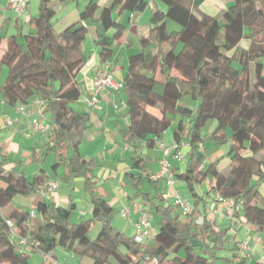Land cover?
I'll return each mask as SVG.
<instances>
[{
    "label": "trees",
    "instance_id": "1",
    "mask_svg": "<svg viewBox=\"0 0 264 264\" xmlns=\"http://www.w3.org/2000/svg\"><path fill=\"white\" fill-rule=\"evenodd\" d=\"M53 1L65 0H39L37 16L29 19L33 31L24 34L21 42L16 35L7 39L0 64L8 73L0 94L10 106H26L35 100L43 104L51 126L43 154H54L52 171L67 165V180L86 179L92 218L69 224V209L43 201L35 208L38 223L29 224L30 212L13 211L4 218L3 209L16 197L33 196L47 176L41 170L28 180L21 173L6 171L8 160L3 157L0 264H28V256L18 252L6 220L30 244V252H40L43 264H54L45 257L56 248L88 258L91 264H245L236 249L229 251L230 256L220 253L226 250L227 232L207 218L205 199L197 188L208 182L207 197L218 196L238 204L246 224L264 238V0H231L219 18L200 10L203 0H159L165 11L153 13L151 34L140 39L142 51L128 59L122 82L130 120L125 131L127 141L144 142L151 148L177 117L172 137L177 144L185 138L187 147L181 149L186 159L184 171L176 178L186 185L192 200L185 221L174 216L168 206H153L160 218L158 230L144 245L120 233L112 225L113 208L94 196V185L87 175L92 164L79 152L88 115L72 107L81 97L77 74L86 61L83 43L87 28L76 23L56 35ZM145 7L144 0H113L109 7L99 10L91 1L80 13V21H85L99 11L102 29L115 31L112 37L103 36L97 42L102 63L111 59L113 40L124 32V26L112 18L113 12L140 13ZM168 22L178 30L168 29ZM242 41L247 42L246 48L239 47ZM149 46L156 52L148 51ZM157 71L161 81L154 77ZM182 100L193 103L195 109L180 104ZM209 125H214L213 130L201 136ZM207 146H228L229 165L219 169L210 163L203 170ZM131 168L139 173H127V185L135 196L149 202V193L142 191L151 181L144 174L146 161L134 158ZM154 199L158 201L160 196ZM199 217L201 224L196 223ZM91 222L101 224L93 239L88 237Z\"/></svg>",
    "mask_w": 264,
    "mask_h": 264
},
{
    "label": "crops",
    "instance_id": "2",
    "mask_svg": "<svg viewBox=\"0 0 264 264\" xmlns=\"http://www.w3.org/2000/svg\"><path fill=\"white\" fill-rule=\"evenodd\" d=\"M26 1L25 13L17 16L8 7L7 0H0V59L5 53L6 42L10 36L16 35L19 42H21L24 34L33 31L29 26V19L37 16L39 0ZM91 1L97 4L99 10L109 7L113 2V0H65L51 3L55 10L53 30L56 35L61 34L66 28L76 23H81L87 28L86 39L83 43L86 61L77 74L81 97L72 105L74 110L88 115V127L84 132V140L79 147V152L85 161H90L92 164L87 175L94 185V196L106 200L113 208L114 214L117 213L122 220L119 227H116L112 217V225L120 233L133 238L135 233L134 224L138 219V212L134 207V203L137 202L142 205L150 216L151 240L158 230L160 220L154 214L153 206L158 204L168 206L171 208L173 215L177 216L179 220L185 221L186 219L185 214L173 206L171 197L172 193L176 191L192 205V200L185 194L186 185L176 178V175L184 171L186 159L183 156L182 160H177L173 158L174 155L168 158L175 179L172 188L166 186L162 180L150 181V183H145L142 189L143 192L149 193L150 201L147 202L135 196L133 188L126 183V174L133 171L131 168L132 159L145 160L146 169L144 174L149 176L155 174L162 159L160 144L170 147L174 143L172 132H170L169 138L167 137L168 141L165 142L162 136L158 143L151 148H148L144 142L131 144L127 141L125 133L130 120L127 109L128 102L123 88L116 91L104 90L98 97V102L93 106H90L87 100L92 92L93 80L99 72L110 73L116 82H123L127 75L129 57L142 51L140 39L151 34V16L155 11H165V6L159 0H144L146 2L145 9L140 13H133L132 17L127 12L118 13L115 10L112 18L124 26V32L118 39L113 40L111 59L102 63L99 58L100 48L97 42L103 36L112 37L115 31L114 29L108 31L102 29L98 22L99 11L92 19L80 21V13ZM226 3L229 6L231 0H226ZM169 26L170 24H167V28ZM170 28L171 30H178L173 26ZM147 50L156 52L151 46ZM107 62L110 64L109 67H107ZM7 73V68L0 64V87L4 84ZM156 80L161 81L159 78H156ZM16 106L8 105L0 94V159L6 157L8 160L4 169L21 173L28 180H31L34 175L43 170L47 176L46 183L56 181L59 187L50 194L44 195L35 192L30 197H16L13 203L1 211V215L4 218H9L13 211L18 213L31 212L39 202L43 201L53 203L66 210L69 209L73 224L83 221L84 218H89L87 221H90L92 218V204L90 193L86 188V179L76 177L67 180L65 178L68 172L67 165L52 171L51 165L55 160L54 154L49 153L46 156L43 154L50 132L42 134L33 132L30 129V121L33 118L49 123L48 115L43 112V104L33 101L24 106L25 110L30 113L28 117L18 114L15 110ZM153 113L158 117L160 115L158 112ZM7 119L11 121V124L7 123ZM177 120V117L173 119L172 126L173 124L175 126ZM181 144V149L184 150L187 147L185 138ZM244 155L246 154L244 153ZM70 156L71 151L69 150L67 157L70 158ZM224 156L226 154L222 156L220 165L217 166L219 169L225 168L230 163L229 159L224 158ZM208 164L210 163L205 162L202 169L204 170ZM133 172L139 173L136 170ZM208 184V182H205L197 188V191L205 199L207 218L219 229L227 232L226 250L223 255L230 256L229 251L236 249V255L240 260H244L245 264H264V238L255 232L254 228L246 224L241 208L230 216L227 214L223 203L218 202L215 197L213 199L207 197ZM200 188L202 191H200ZM156 196H160V200H155ZM124 210L128 211L126 217L121 216V212ZM37 218L38 214L31 223H38ZM199 221V224H201V217L197 218L196 223ZM100 226V223L91 222L88 232L90 239L96 237ZM243 243H246L245 250L239 247ZM29 250V248L26 249V251ZM56 252L61 253L62 258L60 260L55 256ZM51 258L60 263L68 260L70 264H91L88 258H78L72 252L62 248H56L52 252Z\"/></svg>",
    "mask_w": 264,
    "mask_h": 264
},
{
    "label": "built area",
    "instance_id": "3",
    "mask_svg": "<svg viewBox=\"0 0 264 264\" xmlns=\"http://www.w3.org/2000/svg\"><path fill=\"white\" fill-rule=\"evenodd\" d=\"M8 7L16 14L17 16L22 15L25 13L27 8V1L26 0H7ZM133 16V13L131 14V17ZM109 63L107 62V67H109ZM123 88L122 82H116L113 79L112 74L107 72H99L98 75L93 80V86H92V92L90 94V97L87 100V103L90 106L95 105L98 102V97L104 90H119ZM35 103H41L38 100L34 101ZM42 104V103H41ZM16 112L18 114L24 115V116H30V113L25 110L24 106L17 105L16 106ZM7 123L11 124V121L7 119ZM30 129L33 132L38 133H46L51 131L50 124L44 121H40L36 118L31 119L30 121ZM181 143H173L170 147H166L164 144H160V149L162 152V159L159 162V168L157 172L151 176H149V179L151 181H158L162 180L165 182L166 186L169 188H172L175 184V179L172 174V167L169 163L168 158L171 155H174L177 160H182L183 155L180 152L181 149ZM59 185L56 181H50L47 182L44 186L37 188L36 192L40 194H50L58 189ZM173 199V206L178 208L183 214H189L191 212V205L190 202L187 200H184L178 192L174 191L171 195ZM217 201L220 203H223L225 205L227 214L232 216L239 208L240 206L238 204H235L232 200H223L220 197H216ZM134 207L136 208L138 212V219L137 222L134 224V242L140 245L147 244L150 241V216L149 214L144 210L141 204L135 202ZM128 215V211L124 210L121 212L122 217H126ZM36 217V210L32 209L30 212V222ZM198 224L200 223L197 222ZM6 225L10 229L11 236L16 239L17 243V250L18 252L22 253L25 252L27 248H30V244L24 239L17 235V232L14 230L13 223L9 220H6ZM239 247L241 249H246V243L240 244ZM40 254V252H38ZM41 255V254H40ZM46 259L49 258L50 261L54 264H61L57 262L56 260H53L51 258V255L45 257Z\"/></svg>",
    "mask_w": 264,
    "mask_h": 264
},
{
    "label": "rangeland",
    "instance_id": "4",
    "mask_svg": "<svg viewBox=\"0 0 264 264\" xmlns=\"http://www.w3.org/2000/svg\"><path fill=\"white\" fill-rule=\"evenodd\" d=\"M229 8V6H227L226 0H203L200 4V9L206 13L207 15H210L212 17H216L219 18L221 16V12L224 9ZM167 24H170V26L168 27V29H171L170 27L173 26L174 28L178 29V26H176L175 24L168 22ZM240 48H246L247 47V42L246 41H242L239 44ZM263 65H264V58H263ZM155 78H159L162 80L161 76L158 73H155L154 75ZM180 104H188L190 105V108L192 110L195 109V105L193 103H186L184 100H182V102ZM152 112H156L155 110H152ZM214 125H209L206 129H204L201 132V136H205L208 135L212 130H213ZM174 128V124L173 126L171 125L170 128L164 133L163 135V140L166 142V140L168 141L169 138V134L170 132H172V129ZM168 137V138H167ZM164 142V143H165ZM228 150V146L222 147V148H213L211 146H207L206 147V152L204 153L205 156V162L206 163H211V164H217V166L220 165V161L222 160V156L225 155L227 153ZM246 155H248V152H245ZM173 158H175V156H173ZM224 158H227L226 156ZM176 159V158H175ZM200 191H202V189L200 188ZM185 194L190 198L188 191H185ZM182 195V193H181ZM191 199V198H190ZM87 219L89 218H84L83 221H87ZM69 224H73V221L71 220V215L70 218L68 220ZM113 223L116 227H119V224L122 223V220L118 217L117 213L114 214L113 216ZM92 237V235H90ZM60 249V248H58ZM220 253H224V252H220ZM26 254L28 256V264H43L44 258L42 256H40L37 253H32L29 251H26ZM60 252H56L55 256L60 260L62 258V256L60 255ZM60 263V262H59ZM63 263V262H62ZM61 263V264H62ZM63 264H70V262L67 260L66 262H64Z\"/></svg>",
    "mask_w": 264,
    "mask_h": 264
}]
</instances>
